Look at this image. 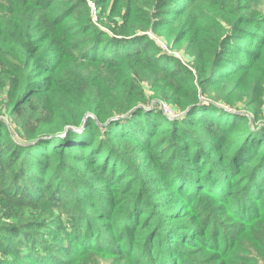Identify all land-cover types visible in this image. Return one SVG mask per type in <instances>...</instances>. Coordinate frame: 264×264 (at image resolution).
<instances>
[{
	"label": "trees",
	"instance_id": "1",
	"mask_svg": "<svg viewBox=\"0 0 264 264\" xmlns=\"http://www.w3.org/2000/svg\"><path fill=\"white\" fill-rule=\"evenodd\" d=\"M263 102L251 0H0V264H264Z\"/></svg>",
	"mask_w": 264,
	"mask_h": 264
},
{
	"label": "rangeland",
	"instance_id": "2",
	"mask_svg": "<svg viewBox=\"0 0 264 264\" xmlns=\"http://www.w3.org/2000/svg\"><path fill=\"white\" fill-rule=\"evenodd\" d=\"M251 2H254V3H256L257 5H258V9L264 14V0H251ZM95 20H96V18H95ZM154 36V35H153ZM154 39L155 40H157V36L155 37L154 36ZM168 48V50H166ZM167 48L165 49L166 51H168V52H170V53H172L171 52V50L169 49V47L167 46ZM178 53V55H180L182 58H184L182 55H184L183 54V51H179V52H177ZM239 104L241 105V106H243L244 104H243V102H239ZM243 104V105H242ZM162 105H163V103H161V108H162ZM151 107V106H150ZM226 108L228 107V106H225ZM245 108V107H244ZM163 109V108H162ZM228 109H231V108H228ZM261 122L264 124V102H263V104H262V106H261ZM177 113V112H176ZM251 114V113H250ZM105 261V258H104V260L102 261V263L103 264H128V263H126L125 261L124 262H121V261H119V262H115V263H111V262H109V261H107V262H104ZM101 263V264H102Z\"/></svg>",
	"mask_w": 264,
	"mask_h": 264
},
{
	"label": "built area",
	"instance_id": "3",
	"mask_svg": "<svg viewBox=\"0 0 264 264\" xmlns=\"http://www.w3.org/2000/svg\"><path fill=\"white\" fill-rule=\"evenodd\" d=\"M162 46H163V48H165V49L167 48V45H166L165 43H162ZM166 50H168V48H167ZM177 55H178V53H177ZM178 56H180V55H178ZM180 58L183 60V62H185L184 59H183L181 56H180ZM162 108H163V111L165 112V114H166L170 119H173L175 116H177V113L171 108V106H169V105L163 103Z\"/></svg>",
	"mask_w": 264,
	"mask_h": 264
}]
</instances>
